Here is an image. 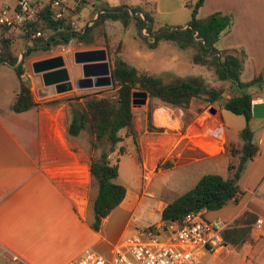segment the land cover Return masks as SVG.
Here are the masks:
<instances>
[{
  "label": "crops",
  "instance_id": "obj_1",
  "mask_svg": "<svg viewBox=\"0 0 264 264\" xmlns=\"http://www.w3.org/2000/svg\"><path fill=\"white\" fill-rule=\"evenodd\" d=\"M101 2L88 1L86 13L92 9L93 12L86 19L92 21L109 7ZM143 5L149 9L154 22L156 1L145 0ZM212 11L230 14L232 19L229 28L216 40V47L232 53L243 51L239 79L247 81L260 73L261 88L249 85L247 90L252 93L251 102L264 99V0H202L196 16L202 17ZM96 47L104 46L96 44L80 49ZM152 49L145 55H150ZM44 56L47 55L29 58L26 65L30 70L25 68L21 73L36 101L27 109L13 111L9 107L18 88L13 65L8 63L13 73L0 71V264H4L5 256L11 253L24 264H66L86 249L109 254L114 243L100 230L101 221L110 211L102 217L98 229L89 225L92 217L89 152L76 137L66 135L65 102L50 101L63 96L64 91L57 92L45 86L40 75L30 67L32 60ZM68 60L73 61L71 55L68 59L64 57V64L73 79ZM226 85L229 86L227 81ZM76 88L72 86L68 91L78 90ZM222 109L221 105L209 108V115L203 110L195 112L179 135L169 131L140 139L142 163L150 162L157 154L192 149L201 158L221 156L225 174L220 175L226 176V164L233 156L225 146L229 143L235 147L240 145L241 141L235 140V130L243 124L230 130L222 118ZM248 125L257 148L236 179L240 190L237 198L218 208L201 210H204V218L219 216L223 219L219 236L224 246L231 243L244 247L245 255L255 254L259 262L264 258V117L251 116ZM110 157L107 155L108 159ZM127 197L125 188L123 198L115 206L125 209L135 203ZM169 200L163 198L161 207ZM136 203L135 210L140 202ZM98 244L107 246L100 250L95 247ZM204 252L201 250L200 258Z\"/></svg>",
  "mask_w": 264,
  "mask_h": 264
},
{
  "label": "trees",
  "instance_id": "obj_2",
  "mask_svg": "<svg viewBox=\"0 0 264 264\" xmlns=\"http://www.w3.org/2000/svg\"><path fill=\"white\" fill-rule=\"evenodd\" d=\"M202 0H191L190 14L185 21V26L152 28V15L147 9L137 7L130 9V14L123 3L113 5L100 11L90 24H86L78 31L71 30L66 23L54 20L47 12H43L39 20L31 22L30 28L25 29L29 41L24 44L25 48L20 59L11 54L6 45V39L0 43V62L13 65L14 73L18 80V88L9 104L13 111L27 109L36 101L32 98L26 79L22 78L24 70V55L27 52L41 49L46 50L51 43L62 39L66 41L71 35L79 41L86 42L90 25L104 18L120 19L125 25L130 18L139 33L145 27L147 35L140 34L147 42L148 47H154L159 39H167L174 42L178 47L194 48L190 60L194 63L211 68L217 79L226 80L233 91L227 96H221L224 85L217 87L207 86L197 76L178 77L172 76L164 80L162 76L138 70L132 65L122 62L118 57L112 60L109 67L111 85L115 86V96L96 95V93H84L73 97H65L66 106V135L78 137L87 130L89 137L86 138V148L89 152V174L92 193L89 197L91 220L89 225L98 229L102 217H104L123 198L125 187L115 180L117 176V163L107 158L108 152L112 151L115 143L121 139L118 131L124 128L125 133L136 142L135 130L132 124V100L135 104L142 102V97H154L160 102L185 108L192 97L205 94V99L212 102L221 99L219 104L235 114H241L245 124L239 129L238 135L241 143L238 147L228 144L227 151L233 156L226 164L227 174L222 176L216 172H204L200 174L194 183L167 201L159 211V221L165 223L169 220L179 219L190 210L215 209L228 200H235L239 193L236 182L230 184L232 178H238L244 163L256 151L253 141L252 129L248 125L251 117L250 104L252 93L247 90L249 85H258L261 88L260 73L247 81L239 79L242 65L243 51L232 53L226 49L218 48L216 40L231 24V16L220 11H212L205 16H196V9ZM98 6V4H96ZM37 28L49 29L53 33L47 36H30V32ZM9 32L7 27H0V33ZM149 110L146 112L149 117ZM107 141L108 148L103 150L100 146ZM95 149L98 151L95 152ZM118 150H122L119 146ZM235 158V160L233 159ZM264 264V258L258 262Z\"/></svg>",
  "mask_w": 264,
  "mask_h": 264
},
{
  "label": "rangeland",
  "instance_id": "obj_3",
  "mask_svg": "<svg viewBox=\"0 0 264 264\" xmlns=\"http://www.w3.org/2000/svg\"><path fill=\"white\" fill-rule=\"evenodd\" d=\"M144 1L102 0L101 4L103 6H113L123 3L124 6L122 8H126L132 14L130 9L141 7L145 10L143 5ZM149 1L154 2V0ZM155 1L156 7L154 6L153 9L154 22H152V28L158 26L162 28L181 27L188 19L191 0ZM87 5H89L88 2H83V6L74 14V31H78L82 25L92 22L86 19L87 17L90 18L93 12L92 9L86 13ZM147 11L150 12L149 9ZM38 29L40 32L38 34L39 36H47L54 32L49 29ZM8 31L6 33H0V43L2 39H6V45L9 47L11 54L15 57L16 54L19 56V58H16L17 62L25 48L24 44L29 41V38L25 34V30L21 27L11 28ZM140 34L147 35L145 27H142L138 33L132 18L125 25L122 24L120 19L104 18L90 25L86 42L69 36L66 41L60 39L58 42L51 43L46 50L36 49L27 52L23 57L24 69L27 68V70H30L26 62L31 57L62 54V56L64 55L63 59L64 57L68 59L69 55L72 56V52L76 49H80L83 46L101 44L105 47L109 67L112 65V60L118 57L122 62L132 65L138 70L147 71L156 75L160 74L164 80H169L172 76H197L207 86L217 87L226 84V80L216 78L211 68L190 60V56L194 50L192 47L180 48L170 40L159 39L151 50V54L146 56L145 53L152 47L147 46V42ZM61 46L64 48L60 49ZM68 61L73 77L79 76V65H75L72 60ZM0 71L13 73L8 63H0ZM76 89L78 90H62L64 91L62 92L64 93L63 96L53 98L50 101H64L65 97L94 92L98 96H115V86L111 85V83L104 86L81 87ZM232 91L231 86L226 85L221 96L227 93L230 94ZM220 100L216 99L208 102L205 99V94H200L198 97H192L185 108H180L164 104L157 98L145 96L142 103L132 106V124L135 130L136 142H133L132 137L125 133L124 128H121L118 131L121 139L115 143L113 151L108 152L107 155H111L109 158L111 162L118 163L116 180L127 188V198L130 197L135 203H130L125 209L115 206L110 210L107 215L108 217H104L100 224V230L107 240L116 242L133 232L136 225L133 220V214L135 212L134 204H137L136 202L139 201V206L144 207L143 196L146 193L154 192V194H151H153L152 196L157 201L155 210L159 212L163 198L171 200L174 196L190 187L200 174L204 172L225 174V164H221V156L218 158H201L192 149L178 153L166 152L157 154L153 159L151 158L150 162H145L144 164L141 161L142 144L140 139L142 140L145 136L150 138L159 133H167L169 131L179 135L184 131L186 123L192 118L195 112L199 113L203 110L205 115H209L211 113L209 108L219 106ZM147 110L150 112L148 118L146 116ZM222 118L228 123L230 130L239 124H245L241 114H235L227 109H222ZM238 131L239 129L235 130V140L240 142ZM88 137L87 130H84L76 139L85 144L86 138ZM100 146L103 150H106L108 148L107 141H103ZM119 146L122 147V150H118ZM227 147L228 144L225 146L226 150ZM97 151L95 149V152ZM120 154L122 155L120 156ZM118 157L119 161L117 162ZM233 159L235 160V158ZM144 173H147L148 179L144 178ZM200 213L203 215L204 210H200ZM216 217L223 221L221 217ZM157 218L159 219L160 215ZM106 246L107 244L105 246L104 244H98L95 247L102 250ZM204 251L201 255V260L206 264H258L257 255H245L244 247H237L231 243H225L223 248L221 247L214 253L206 249Z\"/></svg>",
  "mask_w": 264,
  "mask_h": 264
},
{
  "label": "built area",
  "instance_id": "obj_4",
  "mask_svg": "<svg viewBox=\"0 0 264 264\" xmlns=\"http://www.w3.org/2000/svg\"><path fill=\"white\" fill-rule=\"evenodd\" d=\"M85 1L92 0H0V27L25 30L47 12L52 19L63 21L74 30L73 16ZM39 33L37 28L30 36ZM143 176L148 179L147 173ZM143 197L141 217L133 214L136 224L133 232L114 242L109 254L86 249L66 264H206L199 257L201 250L213 251L224 246L219 236L224 222L218 217L207 219L200 210H190L165 223L158 218L142 220L155 200L152 194ZM4 264L24 263L11 253L5 256Z\"/></svg>",
  "mask_w": 264,
  "mask_h": 264
},
{
  "label": "water",
  "instance_id": "obj_5",
  "mask_svg": "<svg viewBox=\"0 0 264 264\" xmlns=\"http://www.w3.org/2000/svg\"><path fill=\"white\" fill-rule=\"evenodd\" d=\"M72 59L79 64L80 68V75L73 79L69 77L62 54L34 59L30 62V67L33 72L40 75L45 86H51L57 92L70 89L72 86L81 88L110 84L111 76L104 47L76 49L72 52ZM141 101H144V94ZM132 105H136L134 100H132ZM250 114L253 117H264V99L251 102ZM234 182H236V178H232L230 184Z\"/></svg>",
  "mask_w": 264,
  "mask_h": 264
},
{
  "label": "bare ground",
  "instance_id": "obj_6",
  "mask_svg": "<svg viewBox=\"0 0 264 264\" xmlns=\"http://www.w3.org/2000/svg\"><path fill=\"white\" fill-rule=\"evenodd\" d=\"M146 195H150V193L146 194ZM147 198V197H145ZM151 201V200H150ZM157 205V201L153 199L152 201V207L150 209H148L147 211V214L143 215V217L141 218L142 220H145L147 218H150V219H153V218H157L159 216L158 212L155 210V207ZM142 211V208H140V206L138 205L134 214L137 216V217H141L139 214L140 212Z\"/></svg>",
  "mask_w": 264,
  "mask_h": 264
}]
</instances>
